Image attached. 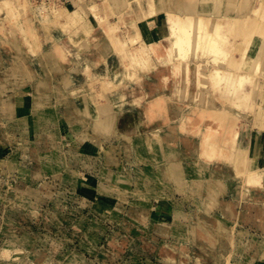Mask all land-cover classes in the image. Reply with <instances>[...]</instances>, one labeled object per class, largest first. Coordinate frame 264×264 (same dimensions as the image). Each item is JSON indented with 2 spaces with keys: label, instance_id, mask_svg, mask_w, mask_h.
<instances>
[{
  "label": "rangeland",
  "instance_id": "1",
  "mask_svg": "<svg viewBox=\"0 0 264 264\" xmlns=\"http://www.w3.org/2000/svg\"><path fill=\"white\" fill-rule=\"evenodd\" d=\"M8 1L0 4V264H264V178L248 182L237 169L236 141L224 143L230 159L221 154L219 118L235 138L258 133L264 73L246 105L232 103L225 82L209 78L231 67L200 48L181 62L169 56L176 26L154 0ZM191 4L200 0L179 8ZM156 15L168 35L159 56L140 35ZM143 105L126 120L160 125L109 131L113 116L103 110ZM185 114L192 126L168 151L164 140ZM151 137L156 146L146 145Z\"/></svg>",
  "mask_w": 264,
  "mask_h": 264
},
{
  "label": "bare ground",
  "instance_id": "2",
  "mask_svg": "<svg viewBox=\"0 0 264 264\" xmlns=\"http://www.w3.org/2000/svg\"><path fill=\"white\" fill-rule=\"evenodd\" d=\"M171 1L172 2H167L166 0L153 1L155 7L153 10L160 12L165 10V7L169 10L167 12V16L171 17L168 18V20L174 22L176 26L175 31L171 30V32H169V35L172 37L169 47V56L173 54V56L181 62V60H184L188 54L194 53V51L199 48L209 52L212 55L213 62L218 67H222L224 64H226L227 67H231V72L226 71L227 69L224 70L225 68L222 70L215 68L211 71L209 73V78L213 85L222 87L225 82L223 90L229 92V100L232 103L238 102L241 105H246L253 94L252 87L256 82L257 75L261 73V71L264 73V0H258L257 3L255 0H200L199 7L191 4L188 6L185 5L184 8H179L182 0ZM9 3L10 2L8 0H2L0 2L2 7L5 6L6 8L9 6ZM12 4L14 3L12 2ZM16 4L18 5V3ZM249 13L255 15L254 21L248 17L247 14ZM97 15L98 13L94 14L96 18ZM131 24L133 30L135 31L136 25L133 22H131ZM228 35L235 36L236 39L240 38L241 46H239V48L237 47L238 51H232L233 45L230 46V51L228 50V46H225ZM131 40H134V37H132ZM228 57L230 58L229 66L227 62ZM159 76L160 80L164 79V75H162V73ZM103 107L105 106L103 105ZM158 111L159 110H157V114L160 113V111L159 113ZM103 112H105V110H103ZM139 112H143V110H140ZM218 113L221 114L220 112ZM259 113L260 116H263L264 118V105L261 106ZM214 118L216 119V117ZM219 118L220 120L223 118L222 125L225 126V132L222 133L223 145H221V154L224 155L226 159H230V152L225 149L224 143L230 142L234 144L237 133L232 124L226 120L225 116H220ZM192 121L193 118H191L189 114H185V116L177 122V130L173 133L167 134V141L164 140L163 144L166 150L172 152L175 151L183 134L185 136L186 131L188 129L190 130ZM204 124L207 129V139L212 138L214 136L211 132V129H213L212 124L209 122ZM156 140V137L155 139L151 137V139L146 142L147 146H154V144L156 146ZM263 141L264 138L260 141V151L256 158L253 159L252 157L245 156V159L241 160L242 163L240 165V169L248 172V182L257 183L264 178V176L260 175L261 172H263L264 175ZM206 152L209 153L208 151ZM232 158L234 159V156Z\"/></svg>",
  "mask_w": 264,
  "mask_h": 264
},
{
  "label": "crops",
  "instance_id": "3",
  "mask_svg": "<svg viewBox=\"0 0 264 264\" xmlns=\"http://www.w3.org/2000/svg\"><path fill=\"white\" fill-rule=\"evenodd\" d=\"M138 10H135L136 14L138 13ZM137 16H139V15H137ZM141 19H145V18H141ZM150 21L153 22V25H151V26L149 25V27H146V26L144 27L146 29H144V32L141 31V34H140V35H142V39H145L146 44L151 43L152 47L155 49L158 56L162 55V53L164 51L167 53V28H166L164 22L162 21V18H160V15H156V16H153ZM147 22H149V19ZM226 39H227V43L225 44V46H228V50H229V49H231L230 46H232L234 44L236 37L228 35V37ZM161 57H164V56H161ZM108 64H111V61ZM146 106L147 105H143L140 108H136L134 110L132 109V111H129V110L118 111V108L117 109L115 108L112 110L111 109H105V112L107 113V115L109 114V115L113 116V123L110 126L109 131H111L115 127H119L122 130H124V129L129 130V129H132L135 126H137V124H139V128L141 129V131L143 133V131H146L147 129L155 127L156 125L157 126L160 125L161 124L160 120L145 121V120H143V118H141V120H139V117H136L137 119H134V117H133V120H130V121L126 120V119H128L129 115H132V116H134L135 114L137 115L139 113V111L142 110L143 107H146ZM260 110H261V106H258V108H256V112H255V121H256V123H258V128H259L258 133H254V134L251 133L249 135V137H247L246 134H244L240 130H238V135L236 138L237 148H236V154L234 155V159L237 162V165H238L237 169H239V170H241L240 169V165L242 163L241 160L245 159V156H249V157H252L254 159L257 157V154L260 151V141L262 140V138H264V118H263V116H260V113H259ZM90 112L95 113L96 111L91 110ZM135 120L138 121V122L136 121L137 122L136 125H135ZM175 128L177 130V123H176ZM98 130H99V126H98ZM183 136H184V134H183ZM191 142H192L191 145L188 146L190 152H191V150L192 151L197 150L196 149V139L194 141H191ZM182 144L187 145L185 141H183ZM178 167L180 168V165H178Z\"/></svg>",
  "mask_w": 264,
  "mask_h": 264
}]
</instances>
